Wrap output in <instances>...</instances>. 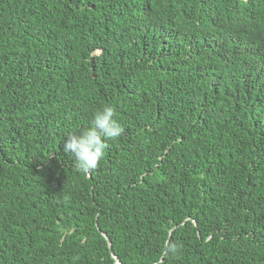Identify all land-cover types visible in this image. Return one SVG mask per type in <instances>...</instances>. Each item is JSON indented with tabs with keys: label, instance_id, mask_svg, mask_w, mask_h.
<instances>
[{
	"label": "trees",
	"instance_id": "obj_1",
	"mask_svg": "<svg viewBox=\"0 0 264 264\" xmlns=\"http://www.w3.org/2000/svg\"><path fill=\"white\" fill-rule=\"evenodd\" d=\"M117 261L264 264V0H0V264Z\"/></svg>",
	"mask_w": 264,
	"mask_h": 264
},
{
	"label": "water",
	"instance_id": "obj_2",
	"mask_svg": "<svg viewBox=\"0 0 264 264\" xmlns=\"http://www.w3.org/2000/svg\"><path fill=\"white\" fill-rule=\"evenodd\" d=\"M110 245V244H109ZM116 264H121L119 261H117V263Z\"/></svg>",
	"mask_w": 264,
	"mask_h": 264
},
{
	"label": "clouds",
	"instance_id": "obj_3",
	"mask_svg": "<svg viewBox=\"0 0 264 264\" xmlns=\"http://www.w3.org/2000/svg\"><path fill=\"white\" fill-rule=\"evenodd\" d=\"M241 72H245V71H241ZM238 73H240V72H238Z\"/></svg>",
	"mask_w": 264,
	"mask_h": 264
}]
</instances>
